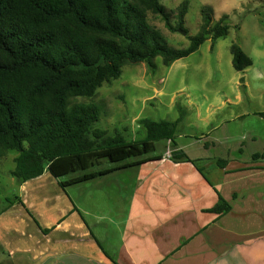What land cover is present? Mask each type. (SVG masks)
I'll return each instance as SVG.
<instances>
[{"label":"trees","instance_id":"trees-1","mask_svg":"<svg viewBox=\"0 0 264 264\" xmlns=\"http://www.w3.org/2000/svg\"><path fill=\"white\" fill-rule=\"evenodd\" d=\"M189 0L172 12L160 0H0V159L16 150L11 174L20 182L38 177L46 169L55 177L80 172L60 181L63 188L114 170L161 159L154 154L158 142L177 144V120L140 119L145 129L141 139L109 134L95 127L100 108L95 103H74L76 96H92L106 81L117 79L124 64L147 62L161 56L165 65L190 55L202 43L229 33V15L215 23L213 8L201 7L202 23L189 35L187 47L168 45L160 29L148 20L149 12L159 15L171 31L186 29ZM237 70L253 60L239 43L230 47ZM176 160L191 161L183 150H174ZM264 157L255 152L253 159ZM129 161V159H133ZM106 159L113 167L91 170ZM224 167L227 162L218 160ZM200 170V169H199ZM220 196L211 209L228 211L230 204Z\"/></svg>","mask_w":264,"mask_h":264},{"label":"rangeland","instance_id":"rangeland-1","mask_svg":"<svg viewBox=\"0 0 264 264\" xmlns=\"http://www.w3.org/2000/svg\"><path fill=\"white\" fill-rule=\"evenodd\" d=\"M160 1L168 11H173L171 20L175 25V9L183 0ZM203 5L213 8V23L224 13L229 15L227 35L215 42L206 40L196 51L171 65H165L161 56L154 59L155 68L147 62H128L122 67L119 78L104 82L94 95L76 96L70 100L71 105L97 104L100 119L95 127L105 129L109 134H122L129 140L145 136L141 118L175 121L181 114L179 105L183 106L187 113L176 128L177 144L168 139L161 140L154 154L176 160L173 151H185L190 159L195 160L196 166L186 162L175 170L183 174L180 176L182 180L191 177L200 181L197 192H204L209 187L207 180L221 185L224 180L240 179V172L222 177L218 160H225L235 168L254 162L255 152H264V0H189L185 34L181 32L184 29L169 30L164 20L152 12H149L148 20L160 29L168 45L187 47L189 35L200 29ZM234 42L239 43L253 60L252 65L244 70H237L232 64L230 47ZM16 155V150H10L0 159V195L8 196L9 200L14 198L15 190L18 194L17 185L13 183L17 179L9 173L15 167ZM133 160L135 158L129 159ZM113 166L115 164L103 159L91 170ZM138 166L66 186L61 206L66 209L68 198L70 203L72 201L84 211L90 223L103 230L110 227V216L115 214L119 219L128 211L125 200L128 201L129 196L139 199L159 196L158 193L183 194L179 184L175 186L173 177H165L162 169L152 165L142 169L145 176L143 181L140 180L142 171ZM79 174L55 177L48 172L45 175L48 187L45 188L59 199L60 181ZM158 177L168 179L167 183H161V189L158 182L155 183Z\"/></svg>","mask_w":264,"mask_h":264},{"label":"crops","instance_id":"crops-1","mask_svg":"<svg viewBox=\"0 0 264 264\" xmlns=\"http://www.w3.org/2000/svg\"><path fill=\"white\" fill-rule=\"evenodd\" d=\"M252 160L235 168L217 163L222 177L240 172V179L221 185L207 180L204 192H197L200 181L182 180L175 170L191 161L163 155L143 163L140 171L162 169L183 194L129 196L128 211L110 216L111 228L103 230L68 198L66 209L61 206L65 188L58 189L59 199L47 191L48 169L24 182L11 169L18 194L11 200L0 195V264H264V157ZM155 179L160 189L168 180ZM219 195L228 211H211Z\"/></svg>","mask_w":264,"mask_h":264},{"label":"water","instance_id":"water-1","mask_svg":"<svg viewBox=\"0 0 264 264\" xmlns=\"http://www.w3.org/2000/svg\"><path fill=\"white\" fill-rule=\"evenodd\" d=\"M181 30V29H180ZM181 32H183L184 34L186 33V31L185 30H181Z\"/></svg>","mask_w":264,"mask_h":264}]
</instances>
